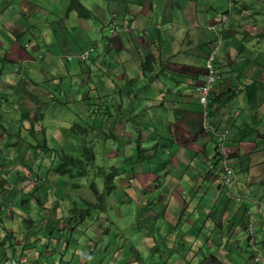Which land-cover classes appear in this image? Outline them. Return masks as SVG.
Segmentation results:
<instances>
[{
	"label": "crops",
	"instance_id": "1",
	"mask_svg": "<svg viewBox=\"0 0 264 264\" xmlns=\"http://www.w3.org/2000/svg\"><path fill=\"white\" fill-rule=\"evenodd\" d=\"M78 1L89 16L78 14L70 0H0V63L10 64L0 71V264H91L92 237L105 225L92 208L80 220L95 223L77 230L65 214L72 208L70 195L61 197L64 207L52 195L61 179L72 187L86 183L53 171L54 153L38 147L43 136L36 134L44 130L46 140L49 127L59 140H75L81 148L97 140L122 141L103 147L116 149L114 163L103 164L117 167L114 189L127 202V223L133 229L135 217L147 223L145 244L156 253L137 250L142 261L146 253L162 264H260L247 244L245 211L264 203V124L257 130L249 125L261 121L256 97L264 99V53L256 57L261 63L255 77L249 68L256 50L246 43L264 38V0H232L217 61L221 77L209 96L212 129L197 115L195 86L203 81L206 51L215 43L208 26L230 0ZM94 15L114 24L116 35L110 27L97 35L88 21ZM92 45V54L80 62L77 54ZM238 50L249 59L248 69L233 56ZM147 54L150 64L143 70ZM109 94L113 109L128 96L130 117L105 119L111 112L107 102L104 119L94 116L86 123L95 133L88 137L90 131L76 122L80 108L77 117L71 102L76 95L97 106ZM103 124L107 133L98 138ZM222 130L228 132L224 146L237 189L249 197L246 205L228 200L218 180ZM254 233L264 255V211L255 215ZM112 253L118 264V248Z\"/></svg>",
	"mask_w": 264,
	"mask_h": 264
},
{
	"label": "rangeland",
	"instance_id": "2",
	"mask_svg": "<svg viewBox=\"0 0 264 264\" xmlns=\"http://www.w3.org/2000/svg\"><path fill=\"white\" fill-rule=\"evenodd\" d=\"M221 13V12H220ZM218 14V18L219 15ZM89 23H92V28L94 30V32L98 33L97 35L101 36V33H103V31H108L109 27L112 26L107 24V21H105L104 19L101 20H97V16L94 15V18L92 19H88ZM96 35V34H95ZM222 40H223V36H222ZM240 40V39H239ZM241 44H244V40L240 41ZM248 48H252L256 50V53L252 59V62L255 63L254 66H252L251 68H249V71H252V73H254V76L257 77L258 76V69L256 68L261 61L258 60L256 57L260 56L261 53H264V38H255L253 39V41L247 42L246 43ZM209 50V49H208ZM207 52V51H206ZM242 53V52H240ZM219 54L220 51H218V53L215 56V61H214V65L215 68L217 70V72L219 73L220 67L218 66V58H219ZM243 54V53H242ZM239 54V50L233 55L236 58H240L244 61V63L242 64L246 69H248V61L249 59H245L243 56H238ZM61 56V55H60ZM10 66V64L8 63H0V71L2 70V66ZM142 69V67H141ZM172 70V69H171ZM143 71V70H142ZM240 72V77H242L243 75V68H241L239 70ZM174 73V72H172ZM220 74V73H219ZM244 79V78H243ZM243 79L241 81H243ZM250 79V78H249ZM249 83V82H248ZM152 86V84H151ZM264 86V85H263ZM263 89V88H262ZM256 91H258V93L260 92L259 90L256 89ZM264 93V92H263ZM112 94H109L107 96H104V103H97V106L93 105V103L91 102V104L88 103V101L86 102H80L78 100H76V95H75V100L74 102H71V105L76 106V108L78 109V112H72L74 113L76 116L81 112V116L79 119H76V122L79 123L80 125L84 126L85 128H87L90 132L88 133V137H95V133L91 134V132H93L87 125L86 123L88 122L90 117H97L98 120L100 119H104V114L103 111L106 112V108L105 105L108 102V108L111 112H109V115H106L107 117H105V119H110L111 121H114L115 119H120L119 117L121 115L122 118L124 117H130V116H126L129 114L128 108H127V103H128V96H124L125 97V103H123L122 107H121V103L118 106V103L115 102L114 104V109H113V105L111 104L112 102L110 101V97ZM260 98V99H259ZM259 98L256 97V99H258L257 103H256V107L259 110V112L261 113V121L259 120H254V121H250V127H252V129L257 130V128L259 126H262L264 124V99L263 97L261 98V95L259 94ZM80 103H85V106H82V104ZM200 105V104H199ZM79 108H80V112H79ZM201 108V113L197 112V115H199V117H201L202 119V106L200 105ZM102 109V110H101ZM120 110V111H119ZM209 110V108H208ZM51 112V109L49 110ZM237 111L239 112V110L237 109ZM117 112V114H115ZM113 113V116L112 114ZM13 116L17 117L16 113L12 114ZM79 117V116H77ZM92 119V118H91ZM67 121V120H66ZM203 127H205V125H210V122L207 120V117L205 118V120L203 121ZM103 130L97 132L98 134V138L99 137H104V133L105 132V124L102 125ZM72 135V133L70 134ZM69 135V136H70ZM227 135L228 132L226 131V135H225V140L227 139ZM47 139L46 142L50 147H53V153L55 152V155L52 156V158H50V163H52L53 160L56 159V163L55 161H53V164L56 166V164L60 163V159L58 158L56 151H65L68 154L74 155L75 157L79 156L80 150H81V144L78 143L75 140L72 141H67L64 142V140H59V137L57 135V133H54L52 131V128L49 127V133H46ZM60 136L64 137V134H60ZM39 137H41V135H39ZM49 137V139H48ZM120 139V136H117ZM122 141L120 140L119 142L115 141L114 142H110L105 144V142H99V140L95 141L93 143V145L91 146L93 149V152L95 154V164L99 165V166H106L105 164H103V161L105 159L106 163H108L109 161H111L112 163H114L115 161V156H113L115 154V148H113V150H106L103 147L107 146V147H114L117 143H121ZM90 147V148H91ZM133 150L135 152H138L136 150V145H133ZM123 151V150H122ZM17 151L12 152V155L14 156L15 153H17ZM58 153V152H57ZM40 155L42 157H45L43 155L42 152H40ZM40 156V159H41ZM15 157V156H14ZM16 158V157H15ZM46 158V157H45ZM39 159V160H40ZM230 166L231 162H229ZM51 167V164L49 165ZM233 168V167H232ZM85 169H87L89 171V174L91 175L93 173V170H95V167H93V164L91 162L85 161ZM14 171H12L13 173ZM12 177H14L13 174H11ZM78 179V181L80 183H86V184H81L78 187H72L71 185H67L64 182V179H61V181L59 182L60 185L57 186L56 188L54 187V190H52V195L54 193V195L58 198V200L61 199V197L64 196L65 192H67L70 195V199H72L71 203H70V207H73L76 204V207L78 208L77 211L69 208L67 210H65V214H68L69 217L72 219L71 223L74 225L76 223V229L77 230H81L84 231L85 229H88L91 224L95 223V220H93V222L91 223V221H89V219L87 217H85L84 220H80V217L86 213V209H92L93 207H91L92 203H97L98 202V197L97 194H95L92 189L88 186V182L90 181H94V183L97 185V190L102 193V197H103V201L106 205V209L104 211H99L98 214H100L102 216V218L100 219L101 221L105 222L104 227L100 228V233L99 236L96 237H92V253L91 256L89 258V261L91 262V264H116L115 263V257L112 253L113 249L118 248L119 253L117 255V258L120 257V261L118 262V264H130V262L127 260V257H131L132 259H135V264H162L161 261H153L151 259V257H149L146 253L144 254V261H142V263L138 260V256H139V251L142 250L144 247H148L145 244V238H146V232H147V223L144 219L142 218H133V222L136 221L137 225L136 227L133 229L131 227L130 224L127 223V219H128V213L126 212V208H124V210L122 209V206H126L127 202L124 201V198L121 199V196H119L120 194L113 189L110 192H107L104 189V184H103V178L100 175H96V176H90V178L86 179L85 177H76ZM50 179H52V177H50ZM15 185V184H14ZM116 185V183H115ZM34 186V184L32 185ZM29 186L28 190H32L33 187ZM51 194V192H50ZM51 195V196H52ZM81 198H84L88 204H84L83 200ZM62 202V200H60ZM67 200L62 202V206L64 207L66 204ZM132 208H135V205L131 206ZM76 208V209H77ZM91 219H94L91 218ZM93 228H96V225H94ZM107 229V232L105 233L104 231ZM96 246V248H95ZM139 250V251H137ZM150 250V251H149ZM146 251H149V254H154L156 253V250L153 246H151L150 248L148 247L146 249ZM141 257V256H140Z\"/></svg>",
	"mask_w": 264,
	"mask_h": 264
},
{
	"label": "built area",
	"instance_id": "3",
	"mask_svg": "<svg viewBox=\"0 0 264 264\" xmlns=\"http://www.w3.org/2000/svg\"><path fill=\"white\" fill-rule=\"evenodd\" d=\"M227 13H221L219 15L218 21L214 24L209 25V28L214 30L216 33V38H215V43L209 47V50L206 53L205 57V62H204V78L202 83L198 84L195 86V92L197 94V99L199 104L202 106V115H203V120L208 115L207 111V105L209 102V96L210 93L213 89L214 84L220 79V75L218 74L214 61H215V56L218 53L220 46L222 44V33L223 29L225 27V24L227 22ZM111 33H115V26L110 27ZM94 51V46H90L84 50H82L77 57L81 60L84 61L86 60L91 52ZM67 58H70L67 56ZM206 129H212L211 125H205ZM226 135V130H223L220 135H219V141L217 143V160L220 166V174H219V180L220 183L223 187L226 189V195L235 201H243V196L240 195L235 187V174L233 172V169L229 165L228 161V153L222 143V140L225 138ZM257 211V208L253 213ZM252 242V237L250 240ZM253 245V244H251ZM253 260L255 262H260L264 264V257L260 255H255ZM54 264H59L58 262H54Z\"/></svg>",
	"mask_w": 264,
	"mask_h": 264
},
{
	"label": "trees",
	"instance_id": "4",
	"mask_svg": "<svg viewBox=\"0 0 264 264\" xmlns=\"http://www.w3.org/2000/svg\"><path fill=\"white\" fill-rule=\"evenodd\" d=\"M70 7H73L76 9L77 13L80 14L81 16H89L90 11L83 6L78 0H70ZM150 55H146L145 59L141 63V67L143 70L148 69V65L150 64ZM77 126V124H75ZM36 134H40L43 136L38 141V147H42V150L45 152V154H51L53 153V150L47 147V142L44 138L45 136V131L44 130H39L36 132ZM18 135V133H16ZM225 139L222 140V143L224 145ZM33 147H36V144L33 143L31 144ZM225 147V146H224ZM226 149V147H225ZM227 151V149H226ZM58 152V153H57ZM58 158L60 159V163L56 165L55 169L53 171L59 172L60 174H65L68 175L70 178H76V177H85L86 179L90 178V176H96L100 175L103 178V184H104V189L107 192L112 191L115 188V178L118 175L117 167L115 165H110L108 167L105 166H99L95 164V154L93 152V149L90 147H86L85 145L82 146L79 156L75 157L74 155L68 154L65 151H56ZM228 153V151H227ZM55 155V152H54ZM216 158H217V150H216ZM230 159V155L228 153V161ZM85 161L91 162L93 164V167H95V170H93V173L90 175L89 171L85 169ZM218 162V160H217ZM219 164V163H218ZM230 165V164H229ZM232 168V167H231ZM233 169V168H232ZM219 171H220V166H219ZM219 180V179H218ZM220 183V180H219ZM78 184V183H75ZM88 186L92 189V191L97 194L98 197V202L97 203H92L91 207L94 209L100 210H105L106 206L103 201L102 193L98 192L97 190V185L94 183V181L88 182ZM75 209V208H71ZM89 209H86L88 212ZM142 258L138 256V260L142 263Z\"/></svg>",
	"mask_w": 264,
	"mask_h": 264
},
{
	"label": "clouds",
	"instance_id": "5",
	"mask_svg": "<svg viewBox=\"0 0 264 264\" xmlns=\"http://www.w3.org/2000/svg\"><path fill=\"white\" fill-rule=\"evenodd\" d=\"M232 6H233V2H232V0H230L229 1V3H228V9L227 10H225L224 12H221V13H227L228 14V16H229V12L231 11V9H232ZM220 13V14H221ZM113 16H114V14H111L110 15V19L112 20V19H114L113 18ZM228 16H227V21H228ZM218 21V20H217ZM214 24V23H213ZM114 24H112V26H113ZM226 25V24H225ZM115 26V25H114ZM208 28H209V26H208ZM210 29V28H209ZM115 33H112V35H116V33H117V29L115 28ZM212 30V29H211ZM222 36H223V33H222ZM222 42H223V40H222ZM92 46H94V49H95V45H92ZM207 53V52H206ZM91 54H92V52H91ZM90 54V55H91ZM78 55V54H77ZM89 55V56H90ZM67 56H69L70 58H71V56L70 55H63V57H65V58H67ZM70 58H67V59H70ZM78 58V57H77ZM89 58V57H88ZM87 58V59H88ZM79 59V58H78ZM86 59V60H87ZM80 60V59H79ZM85 61V60H84ZM80 62H82L81 60H80ZM219 74V73H218ZM220 75V74H219ZM221 77V76H220ZM196 93V92H195ZM197 95V94H196ZM198 100V99H197ZM208 108H209V102H208V105H207V111H209L208 110ZM211 126H212V124H210ZM213 127V126H212ZM223 131V130H222ZM221 131V132H222ZM220 132V133H221ZM220 135V134H219ZM226 138V137H225ZM224 138V139H225ZM216 147H217V145H216ZM57 154V153H56ZM234 172V171H233ZM219 174H220V171H219ZM220 186L224 189V194H225V196L228 198V200H230V201H233V202H236V203H245V205H246V203H248L249 202V197L244 193H241V192H239L238 191V189H237V185H236V179H235V187H236V190H237V192L240 194V195H242L243 196V201H235V200H233V199H230L227 195H226V189H225V187H223L222 185H221V183H220ZM257 208V211L255 212V213H253L254 211H255V209ZM264 211V203H262V202H258L257 203V205L255 204V206H254V208L252 207L251 209L250 208H248L246 211H245V213H246V217H247V224H246V233H247V244H248V246L251 248V252H252V261L253 262H255L254 260H253V258H254V256L255 255H260V256H263L264 257V255L260 252V250H259V248H258V246H257V242H256V237H255V233H254V222H255V215L256 214H258V213H261V212H263ZM252 237V242L251 241H249L250 240V238ZM251 244H253V245H251ZM54 262H58V261H54ZM59 264H60V262H58ZM255 263H260V262H255ZM260 264H262V263H260Z\"/></svg>",
	"mask_w": 264,
	"mask_h": 264
},
{
	"label": "bare ground",
	"instance_id": "6",
	"mask_svg": "<svg viewBox=\"0 0 264 264\" xmlns=\"http://www.w3.org/2000/svg\"><path fill=\"white\" fill-rule=\"evenodd\" d=\"M160 27V26H159Z\"/></svg>",
	"mask_w": 264,
	"mask_h": 264
}]
</instances>
